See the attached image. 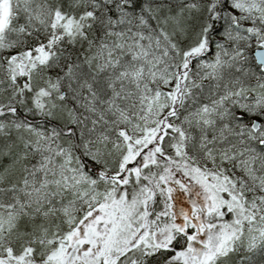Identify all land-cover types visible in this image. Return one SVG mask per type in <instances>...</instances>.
Here are the masks:
<instances>
[{"label":"snow or ice","instance_id":"6c2138e0","mask_svg":"<svg viewBox=\"0 0 264 264\" xmlns=\"http://www.w3.org/2000/svg\"><path fill=\"white\" fill-rule=\"evenodd\" d=\"M0 264H264V0H0Z\"/></svg>","mask_w":264,"mask_h":264}]
</instances>
